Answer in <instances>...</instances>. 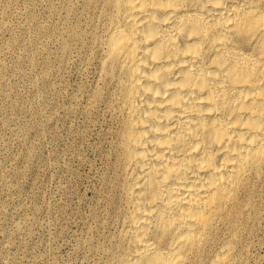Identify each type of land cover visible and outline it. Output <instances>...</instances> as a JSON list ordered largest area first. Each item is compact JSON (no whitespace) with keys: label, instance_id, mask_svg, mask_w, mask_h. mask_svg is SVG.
<instances>
[{"label":"bare ground","instance_id":"bare-ground-1","mask_svg":"<svg viewBox=\"0 0 264 264\" xmlns=\"http://www.w3.org/2000/svg\"><path fill=\"white\" fill-rule=\"evenodd\" d=\"M99 6L122 125L115 264H236L234 223L264 183V0Z\"/></svg>","mask_w":264,"mask_h":264},{"label":"rangeland","instance_id":"rangeland-1","mask_svg":"<svg viewBox=\"0 0 264 264\" xmlns=\"http://www.w3.org/2000/svg\"><path fill=\"white\" fill-rule=\"evenodd\" d=\"M99 5L0 0V264H115L122 125ZM262 184L230 233L236 264H264Z\"/></svg>","mask_w":264,"mask_h":264}]
</instances>
